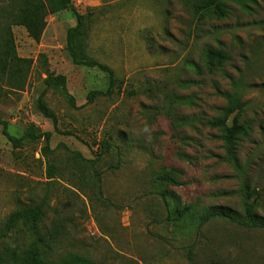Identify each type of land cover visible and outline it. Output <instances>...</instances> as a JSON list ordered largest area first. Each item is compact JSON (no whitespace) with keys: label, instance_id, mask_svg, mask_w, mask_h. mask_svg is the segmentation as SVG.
<instances>
[{"label":"rangeland","instance_id":"obj_1","mask_svg":"<svg viewBox=\"0 0 264 264\" xmlns=\"http://www.w3.org/2000/svg\"><path fill=\"white\" fill-rule=\"evenodd\" d=\"M69 1L92 12L86 52L111 67L117 83L88 99L91 91L106 92L110 78L73 63L72 11L49 14L39 42L11 20L18 55L32 63L22 86L0 69V119L14 136L51 137L30 136L15 147L0 124V228L21 206L43 203L44 226L64 227L59 243L42 253L51 263L264 264V230L221 218L197 226L213 206L242 215L244 190L264 217V0H228L223 17L197 12L196 0ZM209 46L227 56L213 70L204 58ZM47 72L66 76L76 106L61 85L45 83ZM44 90L58 130L37 108ZM228 95L241 104L228 118L229 130L242 129L233 161L222 131L208 123ZM163 169L179 183L153 182ZM96 171L110 204L78 189L91 186ZM159 190L171 207L191 205L196 214L167 221ZM31 239L20 221L0 240V253L15 248L30 257Z\"/></svg>","mask_w":264,"mask_h":264},{"label":"trees","instance_id":"obj_2","mask_svg":"<svg viewBox=\"0 0 264 264\" xmlns=\"http://www.w3.org/2000/svg\"><path fill=\"white\" fill-rule=\"evenodd\" d=\"M227 1L228 0H196L194 6L197 12L205 14L212 13L219 17H223L228 12ZM62 9L70 10L76 16L75 26L70 27L67 31V49L73 63L90 68L97 67L109 74L110 85L108 90L106 92L100 90L91 91L88 95V99L92 101L93 97L97 94H107L111 92L112 88H114L117 83V78L111 67L99 62L86 52L94 22L92 12L81 13L69 0H0V69L5 70L9 74V78L16 81L19 86L24 85L27 69L30 68L32 60L18 55L11 20L18 19L26 28L28 35L36 42H39L47 25L46 17ZM204 58L210 70H213L214 67L222 66L227 60V56L223 51L215 50L210 46L205 49ZM24 68L26 69L25 71ZM66 80L65 75H55L51 72H47V77L44 81L47 85L51 83L61 85L64 93L69 96L73 106H76L74 97L68 91ZM45 94L46 91L44 90L37 100V108L46 118L52 120L55 129L58 130V117L44 101ZM227 97L228 103L220 108V115L210 120L208 123L211 127L218 128L222 131L221 139L224 142L226 156L229 160L233 161L237 153V142L239 139L237 134L242 132V129L235 125L233 130H229L228 118L241 104L240 99L232 95H228ZM0 124L3 127V135L15 147H19L22 142L30 136L36 138L45 137L47 141H49L51 137L50 131L37 132L34 134L26 132L23 136L17 137L9 132L8 123L6 121L0 119ZM80 157L79 161H85L82 155H80ZM153 182L159 185L179 183L173 172L168 169H163L161 172H158ZM91 183L92 185L89 187L79 186L78 189L82 191H93V195L101 203L110 204V200L104 196L101 172H95L94 179ZM158 194L166 207L167 221L171 223L174 221H182L189 214H196L193 213L191 205L181 207V205L177 204L175 208L171 207L167 191L159 190ZM244 198V212L242 215L228 206H213L207 208L198 215L197 226L201 228L210 221L221 218L246 228L264 230V217L256 215L253 210L256 204L254 193H248L244 190ZM46 216L43 203L21 206L9 215L4 227L0 228V240L7 237L10 231L15 228L20 221H23L24 225L32 231L31 256H23L17 249L8 248L3 255L0 253V264H96L90 259L80 257H73L69 261H63L61 263H51L43 258L42 253H46L59 243L58 240L64 229L61 221H54L51 227L47 229L43 222Z\"/></svg>","mask_w":264,"mask_h":264}]
</instances>
